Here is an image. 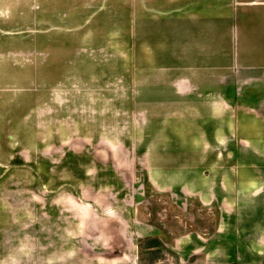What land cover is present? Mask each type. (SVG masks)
<instances>
[{
	"label": "crops",
	"instance_id": "1",
	"mask_svg": "<svg viewBox=\"0 0 264 264\" xmlns=\"http://www.w3.org/2000/svg\"><path fill=\"white\" fill-rule=\"evenodd\" d=\"M47 56L135 58L130 184L110 162L32 160L47 101L15 58ZM145 183L211 231L121 203ZM162 262L264 264V0H0V264Z\"/></svg>",
	"mask_w": 264,
	"mask_h": 264
},
{
	"label": "rangeland",
	"instance_id": "2",
	"mask_svg": "<svg viewBox=\"0 0 264 264\" xmlns=\"http://www.w3.org/2000/svg\"><path fill=\"white\" fill-rule=\"evenodd\" d=\"M134 59L64 56L15 58L16 65L22 62L26 66L30 64L32 107L39 92L45 95L42 97L47 101L46 130H39L38 122L32 119L29 143L32 160L38 159L39 148L46 147L52 159L110 162L112 173L113 170L120 171L127 185L130 184L136 172L141 171L134 167ZM19 141L21 143L22 139ZM137 178L139 183L143 175ZM145 184L141 191L131 185V195H124L121 203L137 207L140 214L153 221L160 220L161 214H169L164 222L167 225L168 222L176 223L175 234L198 229L206 233L211 231L216 217L209 214L205 207L192 201L183 206L174 205L167 195ZM149 214L150 217L147 216ZM177 224H182V229ZM151 244L153 241H146L142 246ZM162 248L161 245L152 251L143 249L141 256L150 262V258L165 253Z\"/></svg>",
	"mask_w": 264,
	"mask_h": 264
}]
</instances>
